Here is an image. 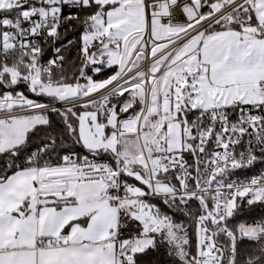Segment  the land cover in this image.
<instances>
[{
  "label": "snow or ice",
  "instance_id": "6c2138e0",
  "mask_svg": "<svg viewBox=\"0 0 264 264\" xmlns=\"http://www.w3.org/2000/svg\"><path fill=\"white\" fill-rule=\"evenodd\" d=\"M0 159V264H264V0H0Z\"/></svg>",
  "mask_w": 264,
  "mask_h": 264
},
{
  "label": "trees",
  "instance_id": "16d2710c",
  "mask_svg": "<svg viewBox=\"0 0 264 264\" xmlns=\"http://www.w3.org/2000/svg\"><path fill=\"white\" fill-rule=\"evenodd\" d=\"M207 9H205L206 11ZM78 37H79V32H75V33H70L68 35V37L66 39L69 40H74L77 41V46H78ZM70 58H74L76 55V48H72L71 52L68 54ZM91 74V73H89ZM111 72L108 70H105V72L103 73L102 76H95L94 78L96 79H102L104 77H106L107 75H110ZM31 97V94H29ZM31 98H36V97H31ZM41 99L42 102H46L43 100V98H38ZM55 119V117H54ZM33 147H35V145H33ZM3 164V160L0 159V165ZM260 168L258 166H256L254 169H251L250 172H257L259 171ZM264 215V213H262L259 209H257L256 211H253L251 213L245 212L244 214H242L240 217H238V220H246L248 222H252L253 220H258L260 219V217ZM191 231V229H190ZM145 264H168L169 261V257L165 254L164 249L161 248L159 251L157 252H151L148 256H146L144 258Z\"/></svg>",
  "mask_w": 264,
  "mask_h": 264
},
{
  "label": "built area",
  "instance_id": "2783aa9c",
  "mask_svg": "<svg viewBox=\"0 0 264 264\" xmlns=\"http://www.w3.org/2000/svg\"><path fill=\"white\" fill-rule=\"evenodd\" d=\"M46 58H47V57H46ZM257 166L260 168L259 165H257ZM260 171H261V168H260V170L257 171V172H250V170H245L244 172L240 173L239 175H240V178H245V177H247V176L256 175V174H258Z\"/></svg>",
  "mask_w": 264,
  "mask_h": 264
}]
</instances>
